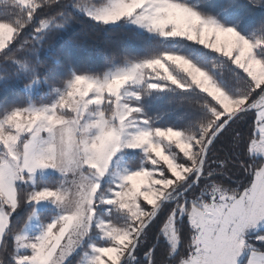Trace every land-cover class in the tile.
Returning a JSON list of instances; mask_svg holds the SVG:
<instances>
[{"label": "snow or ice", "instance_id": "1", "mask_svg": "<svg viewBox=\"0 0 264 264\" xmlns=\"http://www.w3.org/2000/svg\"><path fill=\"white\" fill-rule=\"evenodd\" d=\"M57 3L0 0L12 17L0 14V59L17 61L34 43L25 30L39 34L55 21L36 26L37 11ZM74 7L103 24L124 20L213 50L239 70L243 87L230 94L208 70L165 51L126 57L103 78L75 74L51 105L6 110L0 117V264H67L94 229L111 243L92 244L78 264H264V38H246L182 0H77ZM172 86L208 98L200 107L210 115L195 131L159 125L144 110L147 97ZM220 142L228 151L217 150ZM129 149L140 150L143 160L121 169L117 158ZM46 169L61 179L39 182L37 173ZM109 175L115 179L105 190ZM45 201L60 213L41 222L39 235H29ZM100 206L126 221L99 216Z\"/></svg>", "mask_w": 264, "mask_h": 264}, {"label": "trees", "instance_id": "2", "mask_svg": "<svg viewBox=\"0 0 264 264\" xmlns=\"http://www.w3.org/2000/svg\"><path fill=\"white\" fill-rule=\"evenodd\" d=\"M76 2L77 0H59L57 4L45 5L39 9L33 21L36 26H39L41 20L53 17L54 23L39 34L35 33L31 26L25 30V38L34 43L24 46L27 51L20 50L18 62L0 59V117L6 110L27 107L30 102L37 106L50 103L54 97V88L63 87L75 74L101 78L108 69L124 65L126 57L153 58L165 51L184 55L197 66L208 70L230 94H238L243 87V80L238 75L239 70L229 60L204 46L186 39H164L159 35L127 26L123 22L114 26L97 23L79 13L74 7ZM182 2L227 26L236 27L246 38H264V28L261 27L264 22V5L253 4L250 0ZM79 3L88 4L89 0H79ZM0 14L5 19L12 18L3 4H0ZM35 81L40 82L42 96L31 97L26 91ZM206 99V95L198 89L181 90L172 86L164 92L153 93L147 97L143 107L149 116L157 118L159 125L195 131L198 122L210 115L200 107ZM241 127L246 131V124ZM216 147L218 151H228L223 142L218 143ZM140 156L141 153L137 152L128 157L132 168L140 164ZM232 179L235 180V177ZM54 180L57 182L60 178L50 175L38 179L41 183H56ZM31 210V206L25 207L19 212V216L25 218ZM99 213L117 224H123L127 219L123 213L116 211H113L111 216L102 211ZM91 243L96 246H108L111 242L92 238ZM87 250L88 245L84 243L81 249L68 259L67 264H78Z\"/></svg>", "mask_w": 264, "mask_h": 264}, {"label": "rangeland", "instance_id": "3", "mask_svg": "<svg viewBox=\"0 0 264 264\" xmlns=\"http://www.w3.org/2000/svg\"><path fill=\"white\" fill-rule=\"evenodd\" d=\"M75 9H76L79 13L84 14V15H86L88 18H90L91 20L97 22V21L94 20L92 17H90L89 15H87V14L85 13V11H83L81 8L75 7ZM122 22H123L124 24H126L127 26L135 27V28H137V29H139V30H141V31H147L145 28H142V27H140V26H138V25H134V24H132V23L126 22V21H124V20H121V21H119V22H117V23H109V24H104V25H107V26H114V25H118V24H120V23H122ZM97 23H100V22H97ZM102 24H103V23H102ZM51 25H52V24H51ZM51 25H50V26H51ZM50 26H49V27H50ZM49 27H48V28H49ZM48 28H47V29H48ZM47 29H44L43 31H45V30H47ZM147 32H149V31H147ZM149 33H152V32H149ZM152 34L159 35V34H157V33H152ZM159 36H160V35H159ZM160 37H162V36H160ZM162 38H164V37H162ZM164 39H171V38H164ZM180 39H183V38H180ZM194 43H195V42H194ZM197 44H198V43H197ZM205 48H206V47H205ZM207 49H208V48H207ZM208 50H210V49H208ZM210 51H213V50H210ZM213 52H215V51H213ZM215 53H216V52H215ZM217 54H218V53H217ZM219 55H220V54H219ZM122 66H124V65H122ZM120 67H121V66H120ZM116 68H118V67L110 68V69H108V70L106 71V73H108L109 71H115ZM106 73H105V74H106ZM105 74H104V75H105ZM175 74L177 75V77H178L179 79H181V80H185V81L187 80V77H186V75H185L184 73H181V72H179V71L177 70ZM104 75H103V76H104ZM101 78H103V77H101ZM66 86H67V83H66L63 87H57V88H54V90L52 91V94H53V96H54L53 99H52V101H51L50 103H46V104H43V105H41V106L51 105L52 103H55V102L57 101V99L59 98L60 93L63 92V91L66 89ZM26 91H27V93H28L31 97H33V96H42V95H43V93L40 92V82H38V81H35L33 84H31L30 86H28L27 89H26ZM28 106H36V107H40V106H37V105L33 104V102H30ZM137 152H140V153H141V156L139 157V162L141 163L142 160H143V153H142L140 150H131V149H129V150H125V151H123L122 153L119 154V157L117 158L118 161H119V167H120L121 169H123V168H129V169H132V167H131V166L129 165V163H128V157H130L131 155L134 156L135 154H137ZM114 167H115V166H114ZM50 175H57V176L61 179L60 174H59L56 170H54V169H46V170L39 171V172L37 173V180H38L39 178H46V177H48V176H50ZM114 179H115V177L112 176V175L106 176V177L104 178V181H103V185H102V187H103L105 190H107L110 186L113 185V181H114ZM54 182H56V180H54ZM108 207H109V206H100V208H98V215L101 216V217H103V215H102L101 213H99V211H102V212L108 214V212H107V208H108ZM36 211H37V215H38V217H39V221L34 222V223H33L32 225H30V227L27 229L28 234H29V235H32V236L39 235V232H40V229H41L42 223L46 224V223H48V222H51V220H52L53 218H55V217L60 213V209L57 208V206H56L55 204H53V203H51V202H49V201L41 202V204L37 207ZM113 211L115 212V209H113ZM116 212H117V211H116ZM41 222H42V223H41ZM94 230H95V229H94ZM92 238H101V239H103V240H106V239L102 238V233H100L98 229H96V232L93 231L92 233H90L89 237L85 238V242H84V243H86V244L88 245V250H87V252L89 253V255H91V246H92V244H93V243H91V239H92ZM83 245H84V244H83ZM83 245H82V246H83ZM82 246H81V247H82ZM81 247H80L79 249H77L76 252H77L78 250H80ZM76 252H74V253H76ZM74 253H73V254H74ZM69 258H70V257H69ZM83 260H85V252H84V254H83V257H82L81 261H83Z\"/></svg>", "mask_w": 264, "mask_h": 264}, {"label": "water", "instance_id": "4", "mask_svg": "<svg viewBox=\"0 0 264 264\" xmlns=\"http://www.w3.org/2000/svg\"><path fill=\"white\" fill-rule=\"evenodd\" d=\"M168 203H173L172 201H165V205L166 204H168ZM163 209V208H162ZM162 209H161V211H162ZM128 261L127 260H125L124 262H123V264H125V263H127Z\"/></svg>", "mask_w": 264, "mask_h": 264}]
</instances>
